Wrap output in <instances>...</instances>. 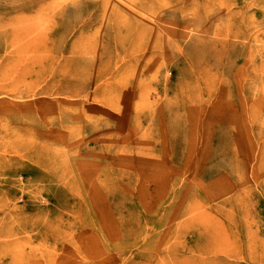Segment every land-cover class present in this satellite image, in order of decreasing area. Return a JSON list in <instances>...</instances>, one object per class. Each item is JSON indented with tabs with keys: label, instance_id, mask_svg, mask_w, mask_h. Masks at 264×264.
Listing matches in <instances>:
<instances>
[{
	"label": "rangeland",
	"instance_id": "1",
	"mask_svg": "<svg viewBox=\"0 0 264 264\" xmlns=\"http://www.w3.org/2000/svg\"><path fill=\"white\" fill-rule=\"evenodd\" d=\"M242 225L264 260V0H0V264H254Z\"/></svg>",
	"mask_w": 264,
	"mask_h": 264
},
{
	"label": "bare ground",
	"instance_id": "2",
	"mask_svg": "<svg viewBox=\"0 0 264 264\" xmlns=\"http://www.w3.org/2000/svg\"><path fill=\"white\" fill-rule=\"evenodd\" d=\"M231 187H228V188H226L225 189V191H222L223 193H225L226 195H227V197H230V192H229V189H230ZM217 192H218V190H217ZM216 195V194H215ZM215 195H213L212 196V198L215 196ZM204 203L202 202V205H203ZM202 207V206H201ZM201 214H198V223H199V218H200V221L202 220V224L200 225V227H201V229H202V233H203V236L204 235H208L209 234V232L212 230L211 229V224H210V217L208 216V215H205V212L202 210V212H200ZM242 228L241 229H243V233L242 232H240L241 234H242V236H240L239 237V239L240 240H242V244L240 243L239 245H240V248L241 249H243V250H241V252H239V251H233L232 252V255H231V251H226V255H229V256H233V257H236L237 259H239V258H241V259H243L244 261L246 260V257H247V259H248V261L249 262H251V263H256V264H262V263H264V260L262 259V253L260 254V256L258 257H252L250 254H249V252L248 251H251V249H252V245H253V248H255V246L256 247H259L260 245H261V243H260V245H259V242H257L256 240H253L252 241V243L251 242H249V241H247V240H249V237H251V238H253L252 236L253 235H249L248 234V229H247V232L244 230V225H242L241 226ZM256 244V245H255ZM215 245H218V244H215ZM259 245V246H258ZM231 246H233V244H231ZM248 252V254H247V256L245 257V255H244V253L245 252ZM237 252H239V253H237ZM262 252V251H261ZM230 253V254H229ZM259 254V253H258Z\"/></svg>",
	"mask_w": 264,
	"mask_h": 264
}]
</instances>
